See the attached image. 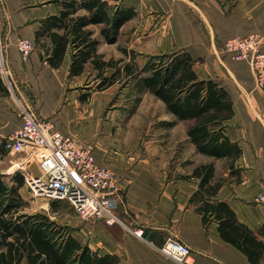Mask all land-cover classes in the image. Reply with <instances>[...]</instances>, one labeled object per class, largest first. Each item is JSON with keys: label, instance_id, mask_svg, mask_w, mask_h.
Instances as JSON below:
<instances>
[{"label": "crops", "instance_id": "crops-1", "mask_svg": "<svg viewBox=\"0 0 264 264\" xmlns=\"http://www.w3.org/2000/svg\"><path fill=\"white\" fill-rule=\"evenodd\" d=\"M39 1L32 14L20 11L12 15L10 27L1 33L5 71L11 76L16 97L27 103L32 114L41 120L51 119L61 132L93 148L98 163L117 176L121 198L116 211L120 222L107 225L78 218L69 224L72 239L110 264H178L159 251L167 237L190 248L189 264H250L242 251L219 236L215 222L202 224L201 215L189 204L199 181L186 176L195 166L212 163L210 181L220 183L215 198L226 201L237 219L264 241V235H259L264 227V204L256 198L264 189V87H256L246 62L223 51L224 43L232 37L251 33L264 37V0H107L113 5L131 6L135 12L122 25L116 43L104 41L99 26L87 27L99 42L97 53L106 60L117 57L105 53L106 48L116 45L145 56L184 50L195 59L198 77L219 80L230 95L233 116L225 121V135L237 143L240 155L234 160L216 159L197 152L189 142L191 154L183 158L189 162L176 169L167 165L163 170L143 160L130 163L116 152L110 136L101 137L96 125H86L92 117L80 113L83 91L71 83L82 79L90 62L82 75L69 77L68 55L58 68L39 58L40 47H33L27 60L20 57L17 40L26 38L37 46L34 34L39 21L61 7V0ZM0 2L9 10L15 1ZM129 57L121 58V62H128ZM24 89L30 95L26 96ZM10 104L0 90V143L21 123ZM178 122L185 125L183 138L189 140L188 122ZM137 230L140 235H135ZM20 264H27L26 260ZM259 264H264V256Z\"/></svg>", "mask_w": 264, "mask_h": 264}, {"label": "trees", "instance_id": "trees-1", "mask_svg": "<svg viewBox=\"0 0 264 264\" xmlns=\"http://www.w3.org/2000/svg\"><path fill=\"white\" fill-rule=\"evenodd\" d=\"M60 3L58 12L41 19L35 31L34 43L42 50L41 60L58 68L68 55L69 77L82 75L90 62L99 90L117 81H133L140 91L162 101L175 121L188 122L186 135L197 152L230 160L240 155L237 143L225 135V121L233 116L232 99L219 80L198 77L190 53L159 52L147 55L140 67L132 61L118 65L121 60H106L97 53L99 42L87 27L99 26L104 41L115 44L122 25L135 15L133 8L113 5L107 0ZM81 11L84 13L80 14ZM121 51L128 53L125 49ZM107 69L112 71L107 73ZM0 90H6L1 76ZM5 154L1 142L0 159ZM213 172L212 163H206L195 166L192 174L186 176H195L199 181L189 204L201 215L202 224L215 222L222 239L242 251L250 264H259L264 256V241L237 219L226 201L215 198L220 183H211ZM4 177L0 172V264H20L24 259L27 264H110L88 246L76 243L71 235L73 228L67 224H59L44 213L22 211L23 174H10L7 184ZM259 235H264V227Z\"/></svg>", "mask_w": 264, "mask_h": 264}, {"label": "rangeland", "instance_id": "rangeland-1", "mask_svg": "<svg viewBox=\"0 0 264 264\" xmlns=\"http://www.w3.org/2000/svg\"><path fill=\"white\" fill-rule=\"evenodd\" d=\"M14 1V7L9 10L3 9V2H0V38L1 33L10 27L12 15L14 16L20 11L32 14L34 12L33 7L40 2L39 0ZM258 36L260 38V48L264 50V37ZM1 46L0 44V76L6 88V90L1 91V94L7 96L11 102L9 108L14 113H18L19 116L22 107L27 108V110L29 108L26 102L20 101L16 97L10 74L5 75L3 73L5 62L4 50ZM33 47L34 49L39 48L37 46ZM121 50L116 45L106 48L105 53L117 54V57L110 58L115 61L122 60L121 58L129 55V61L134 62L137 67L144 63L145 55L138 54L133 50H128V54L125 55ZM124 63L120 61L118 65ZM86 71L81 80H74L71 83V85H78L79 91H83L81 92L83 96L79 109L80 113L89 119L92 117L89 122L87 120L86 125H96L99 136L111 137L118 154L129 159L130 163L143 160L146 164H151L160 170H163L167 165L172 169H176L178 165L182 166L189 162L187 159L183 160L185 156L191 154L189 140L183 138L185 125L173 120L174 117L165 110L162 101L157 100L147 91H140L133 81L126 83L122 80L117 81L114 85L99 90L96 87V73L91 70V65L87 66ZM111 71V69H108L109 73ZM24 92L26 93L25 89ZM28 95L30 94L26 93V96ZM29 101L30 104L33 103L31 96H29ZM168 122L170 123L168 124ZM21 156L22 154H10L6 151L5 156L0 159V170H4L1 173L5 174L4 181L6 184L10 183V174L24 172V170L13 167L16 162L20 161ZM24 167L33 174L36 173V164ZM20 195L23 201L22 211L25 213H44L57 223L67 224L68 226H70L71 221L79 220L66 200H48L43 197H35L25 183L20 190ZM53 202H56V204L52 205Z\"/></svg>", "mask_w": 264, "mask_h": 264}, {"label": "built area", "instance_id": "built-area-1", "mask_svg": "<svg viewBox=\"0 0 264 264\" xmlns=\"http://www.w3.org/2000/svg\"><path fill=\"white\" fill-rule=\"evenodd\" d=\"M20 57L27 60L33 49L31 40L16 42ZM256 34L232 37L223 51L235 60L246 62L253 72L256 87H264V50ZM3 73L7 75L5 69ZM21 123L5 137L2 145L10 154L22 156L13 167L24 170V183L33 196L48 200H66L81 219H96L111 224L120 222L117 209L121 203L118 178L108 167L98 163L93 148L78 137L61 132L51 119L41 120L29 110L19 112ZM36 164L33 174L24 166ZM264 204V189L257 195ZM140 235V231L134 232ZM159 251L178 264H189L191 251L183 242L167 237Z\"/></svg>", "mask_w": 264, "mask_h": 264}]
</instances>
